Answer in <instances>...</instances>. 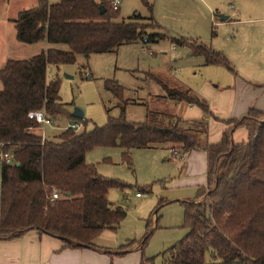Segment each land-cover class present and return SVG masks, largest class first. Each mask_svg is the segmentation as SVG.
Instances as JSON below:
<instances>
[{
	"label": "trees",
	"instance_id": "16d2710c",
	"mask_svg": "<svg viewBox=\"0 0 264 264\" xmlns=\"http://www.w3.org/2000/svg\"><path fill=\"white\" fill-rule=\"evenodd\" d=\"M100 6L105 9L102 14ZM118 10L110 0H38L12 19L17 41H44L47 47L26 59H9L0 68V144L11 154L10 163L0 162V240L36 230L59 238L68 248L97 249L93 240L103 230L117 228L126 212L107 199L108 190L121 188V182L98 175L94 165L85 163V154L99 146L127 152L172 144L183 152L199 148L206 152L207 187L197 194L200 198L205 193L203 201H182L187 232L170 248L169 264H264V113L250 110L234 121L219 143L210 145L203 144L202 120L184 127L172 116L148 112L143 121L129 122L124 105L119 116L108 117L91 130L57 126L55 119L60 117L81 125L84 121L72 117L60 101L58 79H47L49 65L73 64L77 55L111 53L123 43L163 36L147 32L146 25L137 21L139 14L132 17L135 21L117 22ZM193 51L203 55L206 64L233 70L221 52L200 44ZM149 77L166 98L208 112L202 97L170 88L153 74ZM105 89L122 100L124 88L116 81L107 80ZM41 109L51 121L47 127L60 129L51 137L44 130L43 141L39 124L27 117ZM237 127L246 130L247 139L234 144L230 134ZM53 189L60 197L51 201ZM141 191L150 192L147 187ZM149 235L143 236L141 250ZM134 242L105 252L123 255Z\"/></svg>",
	"mask_w": 264,
	"mask_h": 264
},
{
	"label": "rangeland",
	"instance_id": "374dc122",
	"mask_svg": "<svg viewBox=\"0 0 264 264\" xmlns=\"http://www.w3.org/2000/svg\"><path fill=\"white\" fill-rule=\"evenodd\" d=\"M119 1L117 22L135 21L132 17L139 14L141 19L137 21L146 25L147 32L162 34L163 38L159 42L123 43L111 53L77 55L73 64L47 67V79L59 81L60 101L70 113L75 107L83 112L80 130L104 125L108 117L120 115L122 105L129 122L143 121L148 112L155 111V105L161 102L152 95L164 94V90L147 80L146 72L160 77L170 88L183 92L187 89L200 96L204 87H224L233 79V72L223 65L206 64L204 56L193 51L199 44L221 52L237 73L243 71L264 78V10L259 8L264 0ZM35 4L36 0H0V26L4 18ZM221 15L227 19L223 21ZM152 23L155 26L150 27ZM172 39L185 44L177 45ZM6 40L12 45L11 36L1 38L0 49L5 52L0 54V67L6 58L31 56L27 55L28 47L43 50L44 44L39 41L34 46L21 44L22 49H13L9 55ZM107 80L124 88L122 100L105 89ZM124 99L129 100L122 104ZM55 120L60 128L72 121L64 117ZM57 128L46 127V135L60 132ZM169 157L162 147L125 152L117 146H99L85 154V163L94 165L98 175L121 182L122 186L109 189L107 199L122 207L126 216L117 228L103 230L99 243L114 252L121 245L128 247L132 240L134 245L129 248L140 245L145 233H150L142 250L130 252L129 264H169L170 248L186 235L182 201L190 202L193 198L184 197V193L172 187L177 160ZM145 187L150 192H142ZM138 191L140 196H136ZM204 196L205 193L196 202L203 201Z\"/></svg>",
	"mask_w": 264,
	"mask_h": 264
},
{
	"label": "crops",
	"instance_id": "0c3cea01",
	"mask_svg": "<svg viewBox=\"0 0 264 264\" xmlns=\"http://www.w3.org/2000/svg\"><path fill=\"white\" fill-rule=\"evenodd\" d=\"M37 2L38 0H36V3ZM259 8L264 10V4ZM22 10H18L17 13ZM16 14L13 17L4 18L2 20L3 25L0 26V28H4L1 29L2 35L0 34V42H2L1 38L5 40L6 37L11 36L12 45L9 44L8 40L5 41L7 46L6 52L9 55L11 52H14L13 49H22L23 47L21 44L24 45V43L16 40V31L14 23L12 22ZM226 19L227 16L222 20L224 21ZM162 38L163 36L158 35L154 38L153 42H159ZM41 42L44 44L42 49H45L47 47L46 42ZM36 44L37 43L26 45L34 46ZM27 50V55L31 54V56L38 54V51H40L37 47H28ZM4 52L5 50L0 49V54ZM6 57L8 56L4 58ZM6 59L4 63L9 60ZM231 72H233L234 77L224 87H204L201 96L198 95L206 101L208 112H204L194 104L170 100L165 97V91L164 94L152 95L155 101L161 102L159 106L155 105L156 110L153 112L172 116L175 122L178 120V125L184 127L189 125L193 126L192 122L202 120L206 123V134L204 135L205 141L203 144L210 145L219 143L223 133L234 126V121H239L243 117H246L250 110L264 113V78H259V76L255 74H249L243 71L237 73L234 69ZM149 74L153 73H145L147 80L155 82L149 77ZM158 78L161 80L160 77ZM230 138L232 143L238 144L246 141L247 132L244 128L237 127L230 134ZM160 147L169 152V160H177V167L175 166L177 172L172 187L184 193V197H192L193 200L196 201L198 199V191L202 189L205 190L207 187L206 152L202 148L183 152L179 145L172 144L154 148ZM172 151H175L177 154L174 155ZM100 235L101 233L94 241L97 240L99 243V239H101V237H99ZM98 243H94L98 247L97 249L90 247L68 248L65 247L64 242L59 238L45 233H39L36 230H29L18 238L0 240V264H129L131 260L130 252L135 249H140V245H135L134 248H130V250L123 255L108 254L105 251L110 248Z\"/></svg>",
	"mask_w": 264,
	"mask_h": 264
},
{
	"label": "built area",
	"instance_id": "2783aa9c",
	"mask_svg": "<svg viewBox=\"0 0 264 264\" xmlns=\"http://www.w3.org/2000/svg\"><path fill=\"white\" fill-rule=\"evenodd\" d=\"M111 7L114 10L119 9L120 1L119 0H110ZM27 117L29 119L34 120L36 123L39 124L40 130H41V139L44 140V130L47 126L51 125V121L47 116L45 115V111L43 109L41 110H34L27 113ZM63 129H72L74 131H79L81 129L80 122L74 121V122H68L63 126ZM2 144H0V162L4 161L5 163H10L11 161V154L9 152L4 151L2 148ZM175 154H177L175 151H172ZM136 196H140L139 193H136ZM60 194L57 190L53 189L50 194V200H56L59 199Z\"/></svg>",
	"mask_w": 264,
	"mask_h": 264
},
{
	"label": "water",
	"instance_id": "95a60500",
	"mask_svg": "<svg viewBox=\"0 0 264 264\" xmlns=\"http://www.w3.org/2000/svg\"><path fill=\"white\" fill-rule=\"evenodd\" d=\"M99 10H100V13L102 14V13H104V11H105V9L102 7V6H100L99 7ZM222 19H225V16H220ZM71 116L72 117H74V118H76V119H82L83 118V112L81 111V109H79V108H77V107H75L74 109H73V111L71 112ZM68 195V194H67Z\"/></svg>",
	"mask_w": 264,
	"mask_h": 264
}]
</instances>
